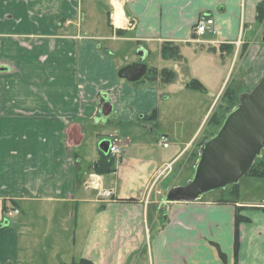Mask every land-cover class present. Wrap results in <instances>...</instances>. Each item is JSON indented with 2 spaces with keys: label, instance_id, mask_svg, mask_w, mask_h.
<instances>
[{
  "label": "crops",
  "instance_id": "obj_1",
  "mask_svg": "<svg viewBox=\"0 0 264 264\" xmlns=\"http://www.w3.org/2000/svg\"><path fill=\"white\" fill-rule=\"evenodd\" d=\"M106 1L88 7L85 0H0V225L7 222L0 227V264L82 258L94 264H264V193L242 198L239 183L236 201L225 196L226 188L222 196L195 201H160L157 193L233 88L228 80L238 58L239 84L245 80L252 89L264 74L263 0H121L130 23L123 27L112 24L114 7ZM202 13L214 17L216 33L198 42L194 30ZM119 41L137 43L146 58L160 53L169 65L147 64V78L130 83L118 72L135 61L118 56ZM164 45L179 48V55L164 58ZM163 69L175 78L152 80ZM192 80L204 89L189 88ZM185 90L196 93L182 105ZM106 101L113 105L109 116L102 114ZM155 110L160 120L180 114L189 127L183 140L171 128L160 132L161 140H170L165 149L185 143L165 151L168 158L144 140L154 133L144 120ZM74 125L79 144L70 136ZM115 138L122 155L114 171L99 173V144ZM195 165L187 160L182 170ZM236 212L249 218L239 226L237 257Z\"/></svg>",
  "mask_w": 264,
  "mask_h": 264
},
{
  "label": "water",
  "instance_id": "obj_2",
  "mask_svg": "<svg viewBox=\"0 0 264 264\" xmlns=\"http://www.w3.org/2000/svg\"><path fill=\"white\" fill-rule=\"evenodd\" d=\"M139 61L122 67L118 75L130 83L141 81L147 74L144 62L147 52L137 51ZM113 110L110 101L102 107V114L109 116ZM74 143L82 140L80 127L72 126L70 135ZM110 141L104 139L99 148L108 153ZM264 149V74L251 91L240 97V102L229 112L219 131L206 139L200 148L193 177L185 186L172 188L166 202L195 201L205 193L238 183L252 168ZM7 224L5 222L0 227Z\"/></svg>",
  "mask_w": 264,
  "mask_h": 264
},
{
  "label": "rangeland",
  "instance_id": "obj_3",
  "mask_svg": "<svg viewBox=\"0 0 264 264\" xmlns=\"http://www.w3.org/2000/svg\"><path fill=\"white\" fill-rule=\"evenodd\" d=\"M91 1L92 0H85L84 6H88L90 7L91 5ZM127 0H124V2ZM103 4H107L106 0H102ZM105 25H108L107 20L105 19ZM108 30V28H107ZM256 31V28L255 30ZM261 33L264 34V28H262ZM204 37V36H203ZM260 38V35H259ZM117 45L119 46L117 48V53L118 56L125 58L127 61L132 62V61H137L139 60V57L137 55V43L133 42V41H128V42H123V41H119L117 43ZM243 45H241L242 47ZM247 48V45L245 46V50ZM242 49V48H240ZM253 51L251 53V57H255L254 60L256 59L257 63L258 60L260 59L259 56V52H258V46H255L252 48ZM220 60V57H217ZM255 61V63H256ZM144 62L146 64H148L150 67L153 66L154 64H164V65H169V63L167 62H163L161 60V54L160 53H153L152 55H150L149 57H147L146 59H144ZM240 62V58H238V61L236 63V68L234 69L233 72L230 73V78L228 80L230 86H233L232 89H227V93L224 94V96H222L221 101L218 102V105L214 111V113L210 112L209 116L205 119V121L202 123L197 135H196V140L194 139V142L188 146L189 149L186 152L185 156L182 157L174 166H173V170L168 174V176L165 179V183L162 185V187H160L159 192H157L158 195V199H160V201H164L166 199V195L167 193L174 187L177 186H185L187 185L188 181L193 177L194 175V171L195 169L191 168V169H187V170H182L183 164L189 160V166H192L194 162H197L199 159V152H200V148L201 146L204 144V142L206 141V139L210 138L211 136L215 135L220 127L222 126V124L224 123L227 115L229 114V112L231 110H233L235 108V106L237 104H239L240 102V97L243 93L245 92H249L252 89L250 87H248L246 85V82L244 80V82L242 81L243 85L239 84L238 81H240V77H239V67L240 65L238 64ZM221 65V62H220ZM257 65V64H256ZM219 71V70H218ZM232 71V70H231ZM244 70L242 69L241 73H243ZM148 73L146 75L145 78H147ZM239 77V78H238ZM144 78V80H145ZM153 80V78H152ZM216 80V79H215ZM213 82L212 85H210V88L212 89V91H216V86H218L219 84V80H216ZM143 81V80H142ZM248 82V81H247ZM245 84V85H244ZM237 90L236 95L228 97V94H231V90ZM210 89V90H211ZM225 91V92H226ZM194 91H190V90H185L181 95H180V99L175 98L172 100L173 102H177V99L179 100L178 102H181L182 105H184L186 103L185 100H189L193 97L194 95ZM165 94H168V87H166L165 89ZM185 107V106H183ZM191 112H189L190 114ZM188 114V113H187ZM180 114H178V116H176L177 118H172L170 120H168L166 118V120L163 118V120H160L159 117L156 119H146L144 120V123L146 125H148V130L150 131V128L154 129V133H147L144 136V140L145 143L148 144L149 149H151V152L153 153H157V152H161L160 155H163L164 158H168L166 152L168 151H174V150H179L180 148H182L183 144H185L183 141V143H176L173 142L171 143V147L169 149H165L164 145H163V141L159 138L160 137V132H163L166 128H171L173 130H175L177 137H175L177 140H183L188 138V129L189 127L187 126V124L183 123L184 122V118L183 120H181ZM214 115V121H212V117ZM184 116V115H183ZM156 122H158V126L156 124ZM174 138V137H173ZM108 139V138H107ZM170 142V140H169ZM145 146V145H144ZM146 147V146H145ZM187 147V148H188ZM166 151V152H165ZM195 168V167H194ZM254 168H259L264 170V149L262 152V155L257 157L254 163ZM170 169V167H169ZM239 184H241L242 188H244L243 191V195H241L242 198H246V199H260L261 195H263L264 193V179H259V178H253L251 176L245 175L243 176L239 182ZM232 185H228L226 188V190L228 189H232ZM223 188H219L210 192H207L204 194L203 197L207 198V197H216V196H222L223 195ZM230 197V195H225ZM163 208V207H162ZM161 208L160 213H163V209ZM162 218V215H161ZM163 219V218H162ZM72 226V224L67 225V228L69 229ZM52 227L55 228V225H52ZM65 236H68L73 238V233L72 232H64ZM76 240L78 241V237H76Z\"/></svg>",
  "mask_w": 264,
  "mask_h": 264
},
{
  "label": "trees",
  "instance_id": "obj_4",
  "mask_svg": "<svg viewBox=\"0 0 264 264\" xmlns=\"http://www.w3.org/2000/svg\"><path fill=\"white\" fill-rule=\"evenodd\" d=\"M258 22L261 24H264V0L259 4L258 6ZM120 31V30H119ZM162 54L164 58H175L179 55V48L169 45H164L162 49ZM160 77V80L163 82H171L175 78V73L172 70L169 69H163L162 71L158 72L157 70L153 72V75L151 78L156 79ZM146 77V76H145ZM189 88L197 89V90H203L204 86L201 82L198 80H192L190 83L187 84ZM231 94H228V97L236 95V92L234 90H231ZM227 91L224 93L226 94ZM158 111L155 110L150 116L149 119H156L157 118ZM99 173H109L115 170V158L111 157L108 153L102 152L101 158L99 159L97 165L94 168ZM248 176L252 177H264V170L259 168H254V165L252 166L251 170L246 174ZM232 189L230 190V199L233 201H236L239 197V186L238 183L232 184ZM249 221V218L243 216L240 214V212H236L235 217V254L236 257L238 255L239 250V226L242 222ZM72 264H94L89 259H79L72 262Z\"/></svg>",
  "mask_w": 264,
  "mask_h": 264
},
{
  "label": "built area",
  "instance_id": "obj_5",
  "mask_svg": "<svg viewBox=\"0 0 264 264\" xmlns=\"http://www.w3.org/2000/svg\"><path fill=\"white\" fill-rule=\"evenodd\" d=\"M112 4L114 7V13L112 15V24L116 27H123V26H129V21L128 19L125 17L123 20H121V25H118L114 19V14L118 8V6H120L122 8L123 2L121 0H112ZM214 24H215V20L214 17L210 14L207 13H202L197 21V24L195 26V34H196V41L201 42V39L203 36H205L206 34H215V28H214ZM162 141H163V145L164 147H168L169 145V141L167 138L162 137ZM108 154L113 157V158H118L122 155V142L120 139H111L110 141V147H109V151Z\"/></svg>",
  "mask_w": 264,
  "mask_h": 264
},
{
  "label": "bare ground",
  "instance_id": "obj_6",
  "mask_svg": "<svg viewBox=\"0 0 264 264\" xmlns=\"http://www.w3.org/2000/svg\"><path fill=\"white\" fill-rule=\"evenodd\" d=\"M122 13H123V15H124V11H123V9L120 7V6H118V8H117V10H116V12H115V14H114V19H115V21H116V23L118 24V25H121V20H123V19H125L123 16H122Z\"/></svg>",
  "mask_w": 264,
  "mask_h": 264
}]
</instances>
